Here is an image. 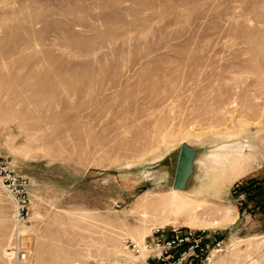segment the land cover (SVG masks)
I'll use <instances>...</instances> for the list:
<instances>
[{
	"label": "rangeland",
	"instance_id": "1",
	"mask_svg": "<svg viewBox=\"0 0 264 264\" xmlns=\"http://www.w3.org/2000/svg\"><path fill=\"white\" fill-rule=\"evenodd\" d=\"M182 143L207 157L190 193ZM0 155L30 200L17 223L0 184V264H135L130 243L198 225L210 264H264V200L232 191L252 177L190 195L264 180V0H0Z\"/></svg>",
	"mask_w": 264,
	"mask_h": 264
},
{
	"label": "built area",
	"instance_id": "2",
	"mask_svg": "<svg viewBox=\"0 0 264 264\" xmlns=\"http://www.w3.org/2000/svg\"><path fill=\"white\" fill-rule=\"evenodd\" d=\"M0 184L15 201L16 222H24L28 204L29 183L23 176L17 175L0 155ZM248 193L241 190L236 202L242 207ZM264 210V203L262 204ZM222 240L211 239L206 230L183 231L180 228L155 229L148 240L142 243H130L132 252L143 256L135 264H210L214 253L220 251Z\"/></svg>",
	"mask_w": 264,
	"mask_h": 264
},
{
	"label": "crops",
	"instance_id": "3",
	"mask_svg": "<svg viewBox=\"0 0 264 264\" xmlns=\"http://www.w3.org/2000/svg\"><path fill=\"white\" fill-rule=\"evenodd\" d=\"M215 153H218V154H215ZM226 154H227V152H225L224 150H219V151L213 152L211 154L213 156V159H214L213 162L211 163L212 166H213L212 168L220 166L222 162L226 163L227 162L226 159H225V157H227ZM198 156H199V153H198L196 161H195L196 167L199 166V163H200ZM196 167H195V173H196ZM207 168H208V165H207V162H206V163H204L205 171H203L202 173L200 172V174L208 175L209 172H208ZM216 171H218V170L215 169L213 171V173L216 174ZM195 173H194V175H195ZM256 173H257V171H255L254 169H251V168L248 169V170H245V171H239V172H236L225 184H222V185H220L218 187L205 186V187H202V188H200L199 190H197L195 192H192L190 195L195 197V198H199V199L200 198L201 199H215V198H218L219 201H225V200H227L228 190H229V187L231 185H233L237 180L245 179V178H249V177H255ZM201 176L202 175H200V176L198 175L197 178H199L200 180H203V177L201 178ZM188 190H189V188H188V185H187V188H186L185 192H188ZM188 193H190V192H188Z\"/></svg>",
	"mask_w": 264,
	"mask_h": 264
},
{
	"label": "water",
	"instance_id": "4",
	"mask_svg": "<svg viewBox=\"0 0 264 264\" xmlns=\"http://www.w3.org/2000/svg\"><path fill=\"white\" fill-rule=\"evenodd\" d=\"M198 153L199 149L197 147L188 143L180 145L172 181V189L174 191H186L187 185L195 173V161Z\"/></svg>",
	"mask_w": 264,
	"mask_h": 264
},
{
	"label": "trees",
	"instance_id": "5",
	"mask_svg": "<svg viewBox=\"0 0 264 264\" xmlns=\"http://www.w3.org/2000/svg\"><path fill=\"white\" fill-rule=\"evenodd\" d=\"M241 190L248 193L244 208L249 204L258 206L264 200V180L262 179H257V177L247 179L243 183L235 185L232 191L238 194Z\"/></svg>",
	"mask_w": 264,
	"mask_h": 264
},
{
	"label": "bare ground",
	"instance_id": "6",
	"mask_svg": "<svg viewBox=\"0 0 264 264\" xmlns=\"http://www.w3.org/2000/svg\"><path fill=\"white\" fill-rule=\"evenodd\" d=\"M215 154H218V153H215ZM217 156V155H216ZM207 159V157H204V156H202V157H200L199 158V166H198V168H199V170H200V172L202 173L203 171H205V169H204V163H206V160ZM200 172H199V176L200 175H202L201 176V178L202 177H206L207 175L206 174H200ZM156 176V175H155ZM157 179H158V175H157ZM180 209H182V207L181 206H177L176 207V210H180ZM231 219H232V217H229V216H225V217H223V223H228L229 221H231ZM198 228L199 229H201V230H204L205 229V226L204 225H198Z\"/></svg>",
	"mask_w": 264,
	"mask_h": 264
}]
</instances>
